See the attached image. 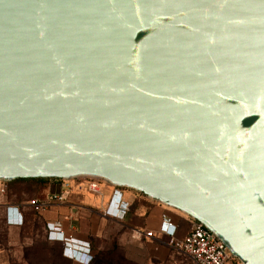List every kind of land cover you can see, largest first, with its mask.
Listing matches in <instances>:
<instances>
[{
    "label": "water",
    "instance_id": "95a60500",
    "mask_svg": "<svg viewBox=\"0 0 264 264\" xmlns=\"http://www.w3.org/2000/svg\"><path fill=\"white\" fill-rule=\"evenodd\" d=\"M81 174L264 264V0H0V179Z\"/></svg>",
    "mask_w": 264,
    "mask_h": 264
},
{
    "label": "crops",
    "instance_id": "0c3cea01",
    "mask_svg": "<svg viewBox=\"0 0 264 264\" xmlns=\"http://www.w3.org/2000/svg\"><path fill=\"white\" fill-rule=\"evenodd\" d=\"M0 184L3 186L0 190V264H30L34 240L28 230L36 223L43 228L45 241L56 248L57 258L65 264H183L189 259L170 246L166 234L154 232L148 237L134 231L145 227L156 230L166 214L176 224L175 234L181 236L192 221L185 213L142 192L117 187L121 203L126 202L128 206L121 215L104 212L106 204L113 209L116 206L115 197L109 200L115 186L105 180H101L98 193L89 192L80 175L15 177L0 179ZM58 193L62 194L61 199L51 198L38 212L28 203L31 197ZM7 205L16 206L20 211L21 224L5 221ZM46 228L60 229L73 236V241L88 246L90 260L84 263L64 255L61 241L48 239Z\"/></svg>",
    "mask_w": 264,
    "mask_h": 264
},
{
    "label": "built area",
    "instance_id": "2783aa9c",
    "mask_svg": "<svg viewBox=\"0 0 264 264\" xmlns=\"http://www.w3.org/2000/svg\"><path fill=\"white\" fill-rule=\"evenodd\" d=\"M80 176H82L86 181V188L89 192H99L100 182L103 180L101 177L89 174H81ZM112 185L115 187L111 191L109 200H111L112 197H115L116 206L113 209L111 207L109 208L108 204H106L104 212L107 213L111 211L113 213H120L123 215L128 206L126 202L121 203L120 201V192L117 188L119 185ZM0 190H3V186L1 184ZM62 197L61 193L50 194L41 198L31 197L28 199V203L35 212H38L49 203L51 198L61 199ZM14 214H16V216H14ZM5 221L13 224L22 223L21 213L17 210L16 206H6ZM175 227L176 224L170 220V216L165 214V217L160 220L156 230L145 227L135 228L134 231L137 234L148 237L153 236L155 234L154 232L166 234L168 237L167 241L170 246H172V248L177 252L186 255L193 264H242L229 252L224 243L200 221L192 218L188 230L181 236H177L175 234ZM45 235L48 239L60 240L62 243V253L69 258L76 257L84 263H87L90 260V255L87 252L89 247L73 241V236L65 234L62 230L55 228H46Z\"/></svg>",
    "mask_w": 264,
    "mask_h": 264
},
{
    "label": "rangeland",
    "instance_id": "374dc122",
    "mask_svg": "<svg viewBox=\"0 0 264 264\" xmlns=\"http://www.w3.org/2000/svg\"><path fill=\"white\" fill-rule=\"evenodd\" d=\"M28 234L31 236L32 240H34L30 252L31 257L28 259L30 264H65L57 258L56 248L45 241L44 230L40 224L36 223L32 225L28 230ZM183 264L193 263L188 259V261H183Z\"/></svg>",
    "mask_w": 264,
    "mask_h": 264
},
{
    "label": "trees",
    "instance_id": "16d2710c",
    "mask_svg": "<svg viewBox=\"0 0 264 264\" xmlns=\"http://www.w3.org/2000/svg\"><path fill=\"white\" fill-rule=\"evenodd\" d=\"M39 177H41V176H39ZM39 177H37V178H39ZM119 186H121V185H119ZM121 187L129 188V187H126V186H121ZM129 189H133V188H129ZM133 190H135V189H133ZM136 191H138V190H136ZM139 192H140V191H139Z\"/></svg>",
    "mask_w": 264,
    "mask_h": 264
},
{
    "label": "flooded vegetation",
    "instance_id": "af4514ba",
    "mask_svg": "<svg viewBox=\"0 0 264 264\" xmlns=\"http://www.w3.org/2000/svg\"><path fill=\"white\" fill-rule=\"evenodd\" d=\"M189 219L192 220V217L189 216Z\"/></svg>",
    "mask_w": 264,
    "mask_h": 264
},
{
    "label": "clouds",
    "instance_id": "9594fccd",
    "mask_svg": "<svg viewBox=\"0 0 264 264\" xmlns=\"http://www.w3.org/2000/svg\"><path fill=\"white\" fill-rule=\"evenodd\" d=\"M84 246H86V245H84Z\"/></svg>",
    "mask_w": 264,
    "mask_h": 264
}]
</instances>
